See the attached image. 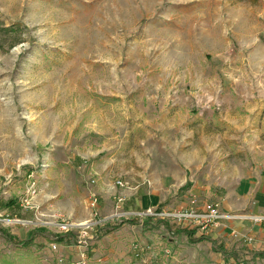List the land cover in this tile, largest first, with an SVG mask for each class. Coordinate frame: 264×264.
Segmentation results:
<instances>
[{
    "label": "rangeland",
    "instance_id": "rangeland-1",
    "mask_svg": "<svg viewBox=\"0 0 264 264\" xmlns=\"http://www.w3.org/2000/svg\"><path fill=\"white\" fill-rule=\"evenodd\" d=\"M256 170L264 0H0V264H218L145 216Z\"/></svg>",
    "mask_w": 264,
    "mask_h": 264
},
{
    "label": "crops",
    "instance_id": "crops-1",
    "mask_svg": "<svg viewBox=\"0 0 264 264\" xmlns=\"http://www.w3.org/2000/svg\"><path fill=\"white\" fill-rule=\"evenodd\" d=\"M219 189L208 190L197 200L194 199L199 209L206 204L216 205L222 216L216 225L201 236L205 239L203 242H210L220 256L212 253L211 259L218 264H227L235 257L251 262L259 259L264 261V224H255L251 220L253 216L264 215V170L249 172L234 188ZM145 197H154L155 202H146L145 207L143 198L142 206L145 209L156 208L158 197ZM245 238L251 241L245 243Z\"/></svg>",
    "mask_w": 264,
    "mask_h": 264
},
{
    "label": "built area",
    "instance_id": "built-area-1",
    "mask_svg": "<svg viewBox=\"0 0 264 264\" xmlns=\"http://www.w3.org/2000/svg\"><path fill=\"white\" fill-rule=\"evenodd\" d=\"M149 216L160 217L162 219H173L185 226L192 227L198 230L200 235H205L211 226L217 224V221L222 218L219 209L216 205L206 204L202 208L197 207L196 200L190 201V206L186 209L173 212V213H161L154 211L149 214ZM251 220L255 224H264V215H257L251 217ZM251 239L245 238L244 242H249ZM262 250L264 251V244L262 246ZM226 264V263H224ZM227 264H244L243 260H229Z\"/></svg>",
    "mask_w": 264,
    "mask_h": 264
},
{
    "label": "trees",
    "instance_id": "trees-1",
    "mask_svg": "<svg viewBox=\"0 0 264 264\" xmlns=\"http://www.w3.org/2000/svg\"><path fill=\"white\" fill-rule=\"evenodd\" d=\"M156 211H159V208H157ZM145 219H146V221H150V220H153L154 218H153V216L147 215V216H145ZM121 221H125V220H121ZM180 232L185 233V235L191 240L192 243L198 242L197 240L191 239L192 232H189L187 230H178L177 233H180ZM2 233H4L3 237L6 239V241H9L10 243H12V241H16L15 237L9 236L8 234H6V232H2ZM28 241H30V240H26V241L24 240V242H18L17 241L18 244H16V246L18 245V248L26 247V246H28ZM13 244H14V242H13Z\"/></svg>",
    "mask_w": 264,
    "mask_h": 264
}]
</instances>
